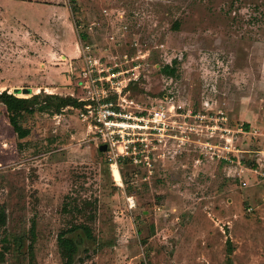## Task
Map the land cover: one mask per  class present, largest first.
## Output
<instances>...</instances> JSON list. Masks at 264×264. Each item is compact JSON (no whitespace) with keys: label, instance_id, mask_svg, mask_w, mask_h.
Segmentation results:
<instances>
[{"label":"rangeland","instance_id":"1","mask_svg":"<svg viewBox=\"0 0 264 264\" xmlns=\"http://www.w3.org/2000/svg\"><path fill=\"white\" fill-rule=\"evenodd\" d=\"M87 54L132 111L172 104L188 129L116 183L76 107L24 116L18 139L0 104L5 264H63L72 222L94 264H264V0H0V92L76 98Z\"/></svg>","mask_w":264,"mask_h":264},{"label":"built area","instance_id":"2","mask_svg":"<svg viewBox=\"0 0 264 264\" xmlns=\"http://www.w3.org/2000/svg\"><path fill=\"white\" fill-rule=\"evenodd\" d=\"M96 65L97 61L91 55H85L84 67L79 73L83 90L76 97L81 103L76 107L78 118L92 132L93 139L106 146V162L112 173L114 170L120 173L121 163L125 160L134 166L149 168L150 160L159 157L157 150L166 146L170 139L181 140L183 135L178 137L175 133L182 134L188 127L185 123L177 124L174 117L178 114H174L172 104L166 108L160 103L147 114L132 111V99H128L126 93L122 94V90H107L103 78L96 75ZM111 91L118 95L112 98ZM220 119L226 122L223 116ZM219 126L210 129L221 130V136L230 132ZM182 127L185 129L181 130Z\"/></svg>","mask_w":264,"mask_h":264},{"label":"trees","instance_id":"3","mask_svg":"<svg viewBox=\"0 0 264 264\" xmlns=\"http://www.w3.org/2000/svg\"><path fill=\"white\" fill-rule=\"evenodd\" d=\"M76 26L75 24V27ZM79 37L84 39L82 35ZM160 71L168 76H173L176 72L174 66L171 65L163 66L160 68ZM0 104L5 106L8 121L18 139H23L29 134V130L21 124V120L24 116L33 115L36 112L57 114L66 107L81 106V103L72 96L38 93L28 98H22L17 97L14 93H10L7 90L0 92ZM125 162H128V160L123 161L121 167ZM87 207H91V203L86 201L81 205L76 204L71 206L73 211L79 214ZM89 217L92 219L93 216L90 215ZM83 238L96 245L97 239L90 225L86 222H72L69 227L58 232L56 242L63 264H94L93 262H86L78 257L80 250L79 246ZM34 239L33 222L31 224V243L28 246L30 259L33 258L32 247ZM15 240L16 239L9 237L6 232V213L4 208L0 207V264H5L6 254L12 249V243ZM228 252L229 254L231 253V251ZM227 262L232 264L230 255L228 256Z\"/></svg>","mask_w":264,"mask_h":264},{"label":"water","instance_id":"4","mask_svg":"<svg viewBox=\"0 0 264 264\" xmlns=\"http://www.w3.org/2000/svg\"><path fill=\"white\" fill-rule=\"evenodd\" d=\"M24 92H29V90H23ZM17 93V92H19V90L18 89H14V93ZM98 150L100 151V152H104L105 150H106V146L104 145V144H102V145H99V147H98Z\"/></svg>","mask_w":264,"mask_h":264},{"label":"bare ground","instance_id":"5","mask_svg":"<svg viewBox=\"0 0 264 264\" xmlns=\"http://www.w3.org/2000/svg\"><path fill=\"white\" fill-rule=\"evenodd\" d=\"M112 175H113V178L116 181L120 182V176H119V173L116 170L113 171Z\"/></svg>","mask_w":264,"mask_h":264}]
</instances>
